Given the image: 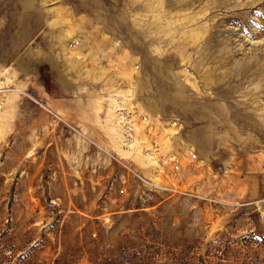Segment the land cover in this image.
<instances>
[{"label": "rangeland", "instance_id": "obj_1", "mask_svg": "<svg viewBox=\"0 0 264 264\" xmlns=\"http://www.w3.org/2000/svg\"><path fill=\"white\" fill-rule=\"evenodd\" d=\"M0 264H264V0H0Z\"/></svg>", "mask_w": 264, "mask_h": 264}]
</instances>
